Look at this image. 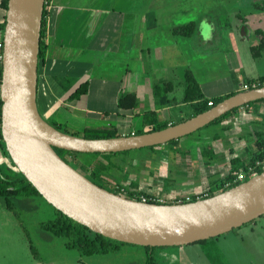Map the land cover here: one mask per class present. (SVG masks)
<instances>
[{"label": "crops", "instance_id": "1", "mask_svg": "<svg viewBox=\"0 0 264 264\" xmlns=\"http://www.w3.org/2000/svg\"><path fill=\"white\" fill-rule=\"evenodd\" d=\"M253 2L256 0H49L44 58L36 69V111L44 121L71 131L101 127L119 135L132 134L131 120L138 119L140 125L148 111L154 112L156 121L168 125L177 123L176 113L170 111L173 107L184 105L189 117L193 116L192 106L181 102L182 96L178 100L170 96L175 78L182 83L185 69L205 98L238 91L242 84L263 75L253 70L254 59L245 46L238 50V45L228 47L223 42L221 49L202 48L221 37L219 12L230 14L236 29L243 25L244 34L238 31L242 41L252 34L251 41L256 43L254 30L264 29L259 24L264 14L253 17L261 12ZM242 5L246 6L244 14ZM4 12L0 8V23ZM187 22L195 23L193 36L171 32L173 26ZM166 59L170 64H165ZM174 60L182 63H172ZM82 83H86L85 91L70 98ZM155 83L163 86L160 95L152 93ZM121 94H131L123 102L128 105H118ZM180 119L178 122L184 120ZM252 125L235 129L236 135L212 150L217 156L210 164L222 162L221 177L228 172L230 158L245 161L254 150L253 130L263 127ZM213 134L223 141L222 134Z\"/></svg>", "mask_w": 264, "mask_h": 264}, {"label": "water", "instance_id": "2", "mask_svg": "<svg viewBox=\"0 0 264 264\" xmlns=\"http://www.w3.org/2000/svg\"><path fill=\"white\" fill-rule=\"evenodd\" d=\"M43 0H7L1 34L0 135L8 160L54 209L90 231L139 246H178L212 238L264 214V169L193 201L141 202L105 190L61 160L52 147L79 153L120 152L188 135L226 111L264 98V85L238 91L180 122L141 134L84 138L48 125L35 107ZM240 33L244 27L240 25ZM43 125L59 136L47 134ZM64 167V168H62ZM67 170L93 189L73 179Z\"/></svg>", "mask_w": 264, "mask_h": 264}, {"label": "rangeland", "instance_id": "3", "mask_svg": "<svg viewBox=\"0 0 264 264\" xmlns=\"http://www.w3.org/2000/svg\"><path fill=\"white\" fill-rule=\"evenodd\" d=\"M227 1L225 0V3ZM256 4L257 9L260 8L261 12L256 16L253 14V17L259 18L264 14V1L256 0L253 7ZM245 7L242 5V9H240L243 14L246 10ZM217 17L223 28L222 32L219 33L221 37L214 38V41L208 45L203 44L202 48L207 47V50H217L223 47V42H225V45L227 42L228 47L238 45L239 50L240 47L245 46L244 48L249 51V46L255 44L251 41L253 35L247 34L245 40L242 41L239 38L240 29H236L230 22L232 17L230 14L219 12ZM259 20L261 27H264V23H262L264 18L262 17ZM229 24L231 30L228 29L227 25ZM170 62L166 59L165 64H170ZM172 63L180 65L182 62L181 60H174ZM253 70L263 73L262 76H264V57L254 59ZM179 80L175 78L173 82L174 89L170 94L175 100L182 96V83ZM260 106L249 112L245 109H238L241 112L237 113L234 119L227 118L218 123L202 126L194 132L180 137L177 141H170L157 146L155 148L157 151L137 148L111 155L110 160L115 166L119 165L121 171L113 168L114 170L111 173L101 172V178L104 180L102 183L111 188L118 182L117 184L122 188H127L129 181L136 180L141 191L163 201L178 200L185 197L189 199L191 196L203 194L208 188L209 180L216 175L221 177L224 167L222 162L204 165L199 155V148L209 144L211 149L214 150L216 144L228 141L235 134L233 133L235 129L251 128L252 123L262 126L264 130V104H260ZM170 111L176 113L175 119L177 122L181 120L180 118L186 119L189 117V109L184 105L173 107ZM138 121L136 118L131 120V131L139 127ZM88 128L99 129L101 127ZM215 132L222 134V142L216 138L212 139L211 135ZM176 147L190 152L188 154L172 153L171 150ZM4 157L7 161L6 155ZM79 158L81 160L82 156L76 155L71 159V164L75 165L74 168L72 167L73 169L82 174L78 169ZM86 160H88L87 156L81 163ZM5 164L7 165V163ZM9 165L14 168L11 162H9ZM176 169L179 171L176 172ZM196 170H198L197 174ZM124 173L126 178L119 179ZM120 192L124 193V191ZM14 198L16 201H13L12 210L7 209L2 199H0V264L144 263L143 248L129 243L121 244L116 250L107 253L80 255L76 249L64 246L62 236L52 235L48 230L41 227L42 222L55 216L53 207L45 202L42 197L31 195L26 197L16 196ZM212 238L223 258L218 264H264V214L253 219L250 223ZM153 259V264H210L197 242L178 246L156 247L153 251Z\"/></svg>", "mask_w": 264, "mask_h": 264}, {"label": "trees", "instance_id": "4", "mask_svg": "<svg viewBox=\"0 0 264 264\" xmlns=\"http://www.w3.org/2000/svg\"><path fill=\"white\" fill-rule=\"evenodd\" d=\"M6 1L7 0H0V8L2 10H5L6 8ZM48 2L49 0H43V8H42V14H41L40 28H39L37 65L41 63L44 58L45 43L43 41V33H44L45 16L47 12L46 4ZM3 17H4V14H3ZM3 24H4V20L0 23V33H2ZM171 32L173 34L193 36L196 32L195 23L187 22L184 24L173 26L171 28ZM254 34L258 38V40L255 44H252L249 46V52L253 59H257V58H260L262 52L264 51V30L256 28L254 30ZM0 40H1V37H0ZM263 82H264V76H261L259 78L253 79L252 81L249 80L247 84L250 87L251 83H255V87H259L262 85ZM85 86H86V83L80 84L78 88H76V90H74L69 95V97L70 98L78 97L79 94L85 91ZM182 86H183V93H182V97L180 100L181 102H187L192 106L191 115H195L196 113L202 112L208 109L210 106L216 104L220 100L224 99L225 97H228L238 91H241V90H238V91L230 92L224 95L205 98L200 92L197 83L195 82L191 72L188 69H185L183 71ZM161 88H163V86H160L155 83L152 86V93L154 95H160L162 90H164V89L161 90ZM130 97H131V94H121L118 98V105L120 106L128 105V104H124L123 102L127 98H129L130 100ZM208 101L211 102V105L207 104ZM259 104H264V98L249 101L238 107H234L226 111L225 113L221 114L214 120L210 121L206 125L212 124V123H218L223 119L232 117L234 113L240 108H243L248 112L252 111ZM0 105H1V101H0ZM131 105L132 103L129 104V106ZM45 122L60 132L70 134V135L80 136L84 138H106V137H113V136L119 135L115 131L112 132L110 130L98 129V128H84L81 132L71 131L56 122H52V121L50 122L45 121ZM167 125L168 124L166 121H156L154 112L148 111L142 116L141 123L139 127L133 131V134H141V133L148 132V131L159 130V129L166 127ZM128 134L129 133H126L125 135H128ZM253 134L255 135V140H254L255 148L253 151L250 152L249 157L245 161H240L236 157L230 158L229 159L230 165H229L228 172L222 177H219L216 175L215 177L210 179L207 190L202 194V196L199 199L214 195L216 193H219L225 189H228L240 183L239 181H234V177H235L234 172L238 171L239 169L245 172V178L243 179V181L249 178L250 173L247 169L248 167L251 168V171L253 174H258L264 169V166H263V163H264V130L262 128L253 130ZM216 135L217 134H213L211 136L212 139L217 138ZM179 138L169 140L168 142L175 141V140L177 141ZM166 143L142 147V148H147V149H150L151 151H157L155 150L157 146H161ZM52 149L61 160H63L66 164L70 165L73 168L75 167V165L73 166L71 164L72 162L71 159H73L76 155H81L82 159L80 160L79 158L78 160L79 161L78 169L82 172V175H84L93 184L105 190H108L110 192L122 195L129 199L137 200V201H139L140 197L143 196L145 197V201L149 203L168 204V203L178 202L175 199L164 200L162 202L155 200V197H153L152 195L137 189L136 180L129 181L127 188H122L119 184H117L118 182L116 183L115 186L111 188L103 185L102 182L104 180L101 178V172L111 173V171L114 169H119V170L121 169L119 168V165L115 166V164L110 160V156L118 154V153H123L125 151L108 152V153H100V152L79 153V152L68 151V150H64V149H60L56 147H52ZM171 151L172 153H179V154H188L190 152V151L187 152V151L181 150V148L179 149V147H176L175 149H172ZM198 151H199V155L202 158V163L204 165H209L210 163L215 161L217 155L212 151L209 144L205 146H201ZM0 153L3 156L6 155V151L4 150L1 135H0ZM85 156L88 157V160L81 163V161H83ZM178 171L179 170L176 169V172ZM120 178L122 179L126 178V174L124 173L121 177H119V179ZM120 191H124V193H121ZM31 195L40 196L37 193V191L34 189V187L29 182L26 181L23 175L17 169H15V167L11 168L3 162L0 163V199H2L4 206L7 209L12 210L13 203H14L13 201H16L14 197L16 196L26 197V196H31ZM178 200L179 202H186L183 198L178 199ZM193 200H196L195 195L189 197L187 201H193ZM53 210L55 212V216L52 219H48L42 222L41 227L48 230L52 235L62 236L64 238V246L67 248L76 249L80 255L107 253V252L116 250L121 244H125L124 242H119L117 240L104 237L100 234L93 233L85 226L66 217L58 210L54 208ZM252 221L253 220L247 223H250ZM212 239L213 238H207V239L199 240L196 242L199 244L200 250L203 252L204 256L208 259L210 264H218V262L222 260L223 258L219 250L216 248ZM140 247L143 248L144 254H145V260L143 264H153L154 263L153 251L156 247H151V246H140Z\"/></svg>", "mask_w": 264, "mask_h": 264}, {"label": "built area", "instance_id": "5", "mask_svg": "<svg viewBox=\"0 0 264 264\" xmlns=\"http://www.w3.org/2000/svg\"><path fill=\"white\" fill-rule=\"evenodd\" d=\"M1 49H2V40H0V58H1ZM262 85H264V82L262 83ZM254 87H255V83H251V84H250V87L248 86V84H242V85L240 86V89H239V90H247V89L254 88ZM207 104H208V105H211V102L208 101ZM6 159H7V161L5 160V157L0 153V163H2V162H3V163H7V165H8L9 167L12 168V166L9 165V162H10V161L8 160L7 156H6ZM263 166H264V163H263ZM247 169H248V171H249V173H250V174H249V177L253 176L254 174L252 173L251 168L248 167ZM234 174H235L234 181L242 182L243 179L245 178V172H244L243 170H241V169H239L238 171L234 172ZM201 196H202V194H198L197 196H195V198H196V199H199ZM183 199H184L185 201L188 200L187 197H185V198H183ZM155 200H158L159 202H162V201H163V200L160 199V198H155ZM139 201H141V202H146V201H145V197L141 196ZM177 201L179 202V200H177Z\"/></svg>", "mask_w": 264, "mask_h": 264}, {"label": "bare ground", "instance_id": "6", "mask_svg": "<svg viewBox=\"0 0 264 264\" xmlns=\"http://www.w3.org/2000/svg\"><path fill=\"white\" fill-rule=\"evenodd\" d=\"M43 129L44 131L47 133V134H50V135H56V136H59L56 132H54L52 129H50L48 126L46 125H43ZM64 168V167H62ZM67 173L73 178L75 179L76 181H78L80 184H82V186L84 187H88V188H91L93 189L91 186H89L82 178L78 177L76 174L70 172L67 170Z\"/></svg>", "mask_w": 264, "mask_h": 264}]
</instances>
